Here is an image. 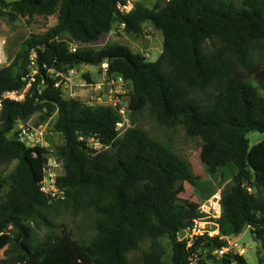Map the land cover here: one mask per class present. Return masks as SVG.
Instances as JSON below:
<instances>
[{
	"label": "trees",
	"instance_id": "trees-1",
	"mask_svg": "<svg viewBox=\"0 0 264 264\" xmlns=\"http://www.w3.org/2000/svg\"><path fill=\"white\" fill-rule=\"evenodd\" d=\"M119 3L0 0V17L11 22L58 16L55 26L30 36L10 65L0 68V96L23 90L33 54L39 69L23 101H2L0 162L17 167L0 176V264H132L131 255L144 242L150 247L141 264H191L196 255L198 264H249L244 256L213 255L246 229L261 244L258 264H264V151L251 149L248 138L264 135V97L250 82L253 78L264 92V65L251 63L255 53L264 58V1L247 0L238 9L216 0H158L153 7L136 3L128 14L120 12ZM146 23L164 37L155 62L123 45L89 48L116 25L140 34ZM70 41L77 44L76 53ZM104 64L108 79L130 83L135 99L146 100L161 126L183 127L188 138L202 142L207 177L142 128L122 135L119 108L65 100L51 75ZM35 115V128L56 117L54 131L64 138L56 151L64 166L57 181L64 201L51 202L41 192L47 150L28 148L15 132ZM183 183L200 203L222 189L218 223L224 239L200 238L191 248L178 241L177 234L198 217V205L169 194ZM59 203L86 211L93 231L88 240H77L50 221ZM41 229L47 230L44 236L37 233Z\"/></svg>",
	"mask_w": 264,
	"mask_h": 264
},
{
	"label": "rangeland",
	"instance_id": "rangeland-1",
	"mask_svg": "<svg viewBox=\"0 0 264 264\" xmlns=\"http://www.w3.org/2000/svg\"><path fill=\"white\" fill-rule=\"evenodd\" d=\"M8 3L21 0H5ZM158 0H135V3L145 4L148 7H153ZM225 4L234 5L238 9L245 8L247 0H216ZM264 1V0H262ZM58 16L44 18L35 16L32 19H18L11 22L8 17H0V36L7 40L6 54L11 61L21 49L22 44L32 35H38L46 32L49 28L57 24ZM109 37L104 36L99 42L89 46V48L98 50L105 45L118 44L128 47L134 54L141 55L149 62L157 61L163 53L164 37L155 30L150 24L146 23L142 27L140 34L127 33L124 28L116 25ZM252 65H264V58L261 53H255L251 60ZM90 71H86V70ZM102 67H94L88 65L77 66L67 73L64 71L56 74L54 71L51 75L62 86L63 97L65 100L77 99L89 105H108L117 100L123 102L125 109V119L120 128L123 133L131 127H139L146 130L156 141L165 145L180 157L186 159L192 166L195 174L207 177L204 169L205 156L203 154V144L200 140L190 139L186 136L183 127L169 129L161 126L154 118L153 114L147 106L145 99L137 100L133 96L132 86L130 83L108 85L109 80L102 77ZM87 77L90 78L88 81ZM250 82L254 84L264 97V92L258 87L256 81L251 78ZM38 121V115L33 116L23 126L28 129L35 128L34 125ZM56 117H53L46 124L42 125V142L39 144H31L26 142L25 145L32 149L38 150L47 144L58 150L62 146L64 139L59 133L54 131ZM13 138V136H11ZM250 147L258 148L264 151V135L259 133H250L248 135ZM91 146L100 149L94 141H90ZM33 156H37L34 153ZM17 167V162L5 164L0 162V176L8 177ZM10 187L9 185L1 193L5 195ZM222 190V189H221ZM175 199L187 200L192 206L196 207L200 202L197 200L196 192L187 183H183L175 192H169ZM50 221L71 232L77 240L86 241L92 235L91 229L92 219L88 216L85 210L72 208L71 205L59 203L49 215ZM10 230L5 234L9 235ZM39 236H44L47 230L41 229L37 231ZM237 244L239 247L245 248V259L249 264H258V252H263L260 243H256L250 229H246L242 234L234 239H229L228 243ZM165 249L171 254V246L168 241H162ZM150 244L144 242L141 250L132 254L130 259L132 264H141V254L149 249ZM3 257V252H0V259Z\"/></svg>",
	"mask_w": 264,
	"mask_h": 264
},
{
	"label": "built area",
	"instance_id": "built-area-1",
	"mask_svg": "<svg viewBox=\"0 0 264 264\" xmlns=\"http://www.w3.org/2000/svg\"><path fill=\"white\" fill-rule=\"evenodd\" d=\"M135 0H120L119 10L122 14H128L132 12L135 5ZM122 28H125L124 25H121ZM7 40L0 36V68L8 67L11 63L9 61L7 54ZM69 48L71 53H76L78 50L77 44L73 41L69 42ZM102 69L106 78L108 79L107 72L108 66L106 64L102 65ZM39 69L37 65L36 56L33 54L29 61V72L26 77L23 79L25 86L20 92L13 93H4L0 96V111L2 109V101L4 99L14 100V101H23L27 92L31 89L32 84L35 82L36 75L38 74ZM53 71H51L52 73ZM110 83L108 85L115 84H124L125 80L122 77L115 79H108ZM60 84H56L58 87ZM108 105L113 106L114 108H119V113L121 114L123 121L125 119V109L123 107V102L117 100L116 102L110 103ZM122 124L119 125V130L122 127ZM15 132L18 134V140L22 143L29 142L31 144H39L42 142V127L41 128H32L31 130L23 126L20 123ZM100 146L99 144H95ZM43 149L47 150V163L44 167V176L43 180L40 183L41 192L46 195L51 202L64 201L66 198L65 190L61 189L58 186V179L63 175L64 166L60 158L56 157V151L51 146L45 144L42 146ZM101 147V146H100ZM96 148V147H95ZM221 189H218L217 192L207 201L198 204V217L193 221V224L185 229L180 231L177 234V239L180 242H186L187 247L191 248L196 241L200 238H220L224 237L220 234L219 220L222 217V195ZM229 240V238H228ZM245 248L239 247L237 244L231 242L228 245L221 249L213 252V255L217 258H222L225 255H239L243 256L245 253ZM199 258L196 255L191 264H198Z\"/></svg>",
	"mask_w": 264,
	"mask_h": 264
},
{
	"label": "crops",
	"instance_id": "crops-1",
	"mask_svg": "<svg viewBox=\"0 0 264 264\" xmlns=\"http://www.w3.org/2000/svg\"><path fill=\"white\" fill-rule=\"evenodd\" d=\"M111 34H108V35H106L107 37H109ZM105 38V37H104ZM103 38V39H104ZM86 71H90L89 69L88 70H86ZM102 75V77H106V75L104 74V72L101 74ZM42 127V126H41ZM41 127H39V128H41ZM59 135H61V134H59ZM62 136V135H61ZM63 137V136H62ZM64 139V138H63ZM63 144H64V142H63ZM62 144V145H63ZM63 174H64V172H63ZM245 257V256H244Z\"/></svg>",
	"mask_w": 264,
	"mask_h": 264
},
{
	"label": "water",
	"instance_id": "water-1",
	"mask_svg": "<svg viewBox=\"0 0 264 264\" xmlns=\"http://www.w3.org/2000/svg\"><path fill=\"white\" fill-rule=\"evenodd\" d=\"M234 238H236V235H232L229 237V239H234Z\"/></svg>",
	"mask_w": 264,
	"mask_h": 264
}]
</instances>
